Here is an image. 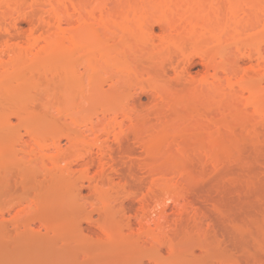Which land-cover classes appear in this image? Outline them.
Returning a JSON list of instances; mask_svg holds the SVG:
<instances>
[{"label": "rangeland", "instance_id": "1", "mask_svg": "<svg viewBox=\"0 0 264 264\" xmlns=\"http://www.w3.org/2000/svg\"><path fill=\"white\" fill-rule=\"evenodd\" d=\"M152 1L0 0V115L47 163L0 211L56 230L0 221V264H264V0Z\"/></svg>", "mask_w": 264, "mask_h": 264}, {"label": "bare ground", "instance_id": "2", "mask_svg": "<svg viewBox=\"0 0 264 264\" xmlns=\"http://www.w3.org/2000/svg\"><path fill=\"white\" fill-rule=\"evenodd\" d=\"M158 1V3H159V1L161 2V0H157ZM163 1V0H162ZM178 1V0H177ZM177 1H173V0H167V1H163L164 2V5L165 6H163L162 7V9H165V10H162V15H163V17H165V19H164V21H165V24L169 27V29H170V31H173V32H179V30H180V27H179V24H178V22H176L175 21V19L173 20V19H170V18H168V11H166V8L169 6L170 7V9H172V7H171V4H172V2H174V3H176ZM180 1V0H179ZM186 0H182L181 2H185ZM189 0H187L186 2H188ZM191 2L193 1V0H190ZM188 2V3H190V5H192L193 4V6H197V3L194 5V3H195V1H193V3H191V2ZM231 1V0H230ZM242 1V0H241ZM260 1V0H259ZM154 2V0L152 1V3ZM156 2V1H155ZM181 2H177L178 3V5H179V3H181ZM202 2V1H201ZM253 2V1H252ZM251 2V3H252ZM162 3V2H161ZM166 3V4H165ZM176 3V4H177ZM225 3H226V1H225ZM225 3H223V4H225ZM231 3H232V1H231ZM234 3L236 4V2H233L232 4H231V6L232 5H234ZM244 3V2H243ZM160 4V3H159ZM176 4H174V5H176ZM238 4V3H237ZM173 5V4H172ZM189 5V6H190ZM249 5H250V3H249ZM192 6V7H193ZM224 6V5H223ZM235 6V5H234ZM238 6H239V4H238ZM240 6H241V4H240ZM239 6V7H240ZM156 8V7H155ZM223 8V7H222ZM237 9L236 10H238V7H236ZM154 9V8H153ZM168 9V8H167ZM232 9H234V8H232ZM231 9V10H232ZM155 10V9H154ZM169 10V9H168ZM197 10V9H196ZM262 10V9H261ZM224 11V10H223ZM221 12V11H220ZM235 12V11H234ZM190 13L191 14H193L191 11H190ZM189 13V14H190ZM219 13V12H218ZM223 13V12H222ZM226 13V12H225ZM236 13V12H235ZM142 14V13H141ZM141 14L139 15V16H141ZM220 14V13H219ZM194 15H195V13H194ZM197 15V14H196ZM144 16V15H143ZM173 16V15H172ZM224 16V15H223ZM186 17V16H185ZM185 17H182V18H180V19H183V18H185ZM142 18V17H141ZM191 18V17H190ZM189 17H188V20L191 22L190 24H195V23H198L199 22V19L198 18H196V16L195 17H193L192 16V19H190ZM213 18V17H212ZM233 18V17H232ZM231 18V19H232ZM251 18V17H250ZM254 18H255V16H254ZM253 18V19H254ZM144 20H145V18H143ZM142 19V20H143ZM214 19V18H213ZM216 19V18H215ZM218 19H219V16H218ZM222 19V18H221ZM221 19H219V20H221ZM238 19V18H237ZM252 19V18H251ZM142 20H140V21H142ZM201 20V19H200ZM240 20H242V18H240ZM212 21V20H211ZM213 21H216V20H213ZM225 21V20H224ZM139 22V21H138ZM143 22V24H144V21H142ZM243 22V21H242ZM140 23V22H139ZM180 23H182V22H180ZM216 24H214V22H212V24L213 25H215L214 26V28H217L218 26H216L217 25V22H215ZM225 23V22H224ZM140 24H142V23H140ZM147 24V23H146ZM252 24V23H251ZM254 24V23H253ZM197 25V24H196ZM195 25V26H196ZM210 25L211 24H207V25H203V28L205 29V31L206 30H208V31H210V29H211V27H210ZM219 25H223V24H220L219 23ZM255 25V24H254ZM192 26V25H191ZM221 26H220V28H221ZM226 26V25H225ZM225 26H223V28H225ZM256 26V25H255ZM167 27V28H168ZM193 28H194V26H192ZM197 27V26H196ZM245 27V26H244ZM189 28H191V27H189ZM192 28V29H193ZM212 28H213V26H212ZM214 28H213V30H214ZM246 28V27H245ZM252 28V27H251ZM256 29V28H255ZM187 30V29H186ZM190 30V29H189ZM200 30V29H199ZM201 30H202V28H201ZM216 30H218V28L217 29H215V31H214V39H216V40H218L220 37H221V32L220 31H222V28L220 29V31L218 30V31H216ZM223 30H225V29H223ZM240 31H241V29H239ZM250 30V29H249ZM146 31V30H145ZM192 32H194V30H191ZM205 31H203V32H205ZM207 31V32H208ZM211 31H212V29H211ZM244 31V30H243ZM223 32H225V31H223ZM202 33V31H200L199 32V35ZM206 33V32H205ZM205 33L204 34H202L201 36H204L205 35ZM212 33H213V31H212ZM212 33H209L208 35H212ZM179 34V33H178ZM194 34V33H193ZM32 35H34V32L32 33ZM212 36V37H213ZM205 37V36H204ZM253 38V37H252ZM202 39V38H201ZM204 39V38H203ZM209 41V40H208ZM210 42V41H209ZM218 42V41H217ZM252 42H254V40L252 41ZM251 42V43H252ZM255 44V43H254ZM75 48L76 49H78L79 48V46H78V44L76 43L75 44ZM215 46V45H214ZM251 46H252V44H251ZM256 46V45H255ZM10 47V46H9ZM14 48V47H13ZM212 49V48H211ZM216 52V51H215ZM11 56V55H10ZM211 58V57H210ZM11 60H9V61H11V63H9V61L8 62H6V63H9V64H7V66L5 65V69H4V71H3V69L1 70V71H3L2 73L0 72V76H2L3 78H5V79H10L11 77H13L15 74L18 76H20V77H23L22 75H23V69H21L22 68V66L20 65L21 64V58L19 57V55H17L15 52L13 53V56H12V58H10ZM212 59H213V57H212ZM227 69V68H226ZM228 70H230V69H228ZM5 73V74H4ZM8 73V75H6ZM6 75V77L5 76H3V75ZM12 79V78H11ZM22 79V78H21ZM24 79V78H23ZM242 80H243V78H242ZM22 81V80H21ZM245 82H246V80H244ZM23 82V81H22ZM21 83V82H20ZM18 86H19V84H18ZM20 86H22V88H23V85L21 84ZM252 88V87H251ZM6 89V88H5ZM16 91V90H15ZM250 91H251V89H250ZM4 93V92H3ZM3 93L1 92L0 94H2V96H3ZM6 93H9V92H6ZM14 94H16V92L14 93ZM11 95V94H10ZM8 96V95H7ZM256 96H258V95H256ZM4 97V96H3ZM15 97H17V96H15ZM18 98H20V97H18ZM260 99V98H259ZM26 108V107H25ZM25 108L24 107H20L19 109H17L16 110V112H15V116L18 118V120H19V123L17 124V127H16V134L15 135H9V132H8V128L10 127V125H12L11 123H12V121H11V114H9V112H8V110L5 108V111L4 112H2L1 113V115H0V191L1 190H4V189H13V188H11V187H13V186H11V185H14V186H20V187H22L23 185H24V183L27 181V182H30L31 181V179L32 180H34L35 178H37V176H38V173L41 171V167H42V169H44L45 170V167L47 166V163H45L44 161H41L42 162V165L40 166L39 164H41V163H39L40 161H38V159H42V158H38L37 159V157H36V159H29L28 157H27V155H26V153H27V150H26V146L28 145L27 144V140L28 139H26L25 138V136L26 135H29L31 138H34L35 139V141H36V139H38L39 138V134L37 135L36 134V132H35V130H34V128L30 131V130H28V125H27V122H28V116H29V114H27V111L25 110ZM45 112V111H44ZM29 113V112H28ZM34 114V113H33ZM47 114V113H46ZM35 115V114H34ZM39 115H40V113L37 115V113H36V115L35 116H38L39 117ZM43 115V114H42ZM54 115V114H53ZM31 116H32V112H31ZM52 116V115H51ZM56 117H58V115L56 116ZM33 118V117H32ZM48 118H50V117H48ZM62 118V117H61ZM35 119V118H34ZM33 120V119H32ZM36 120V119H35ZM48 120V119H47ZM43 121V120H42ZM30 122V121H29ZM28 122V123H29ZM36 122V121H35ZM53 122V121H52ZM48 123H49V121H48ZM54 123V122H53ZM57 123H58V121H57ZM31 128H32V126H30ZM33 127H35V126H33ZM23 129H25L27 132H26V135H25V133H23L22 132V130ZM30 129V128H29ZM39 129V128H38ZM28 131L30 132V133H28ZM54 157V156H53ZM52 157V158H53ZM50 158V160L51 161H54L55 160V157H54V159L52 160L51 159V157H49ZM48 158V159H49ZM81 158V157H80ZM72 159V158H71ZM56 163V162H55ZM54 163V164H55ZM44 167V168H43ZM49 167H53V166H50L49 165ZM54 167H55V165H54ZM47 168V167H46ZM57 169V168H56ZM55 169V170H56ZM53 171V169H49V172H51V171ZM43 171V170H42ZM57 172H58V170H56ZM45 172H47V169L45 170ZM44 172V173H45ZM48 172V173H49ZM61 172V171H60ZM52 173V172H51ZM53 173L55 174V171H53ZM64 173V172H63ZM41 174V173H40ZM46 174V173H45ZM60 174V173H59ZM47 175V174H46ZM45 175V176H46ZM39 177V176H38ZM28 180H30V181H28ZM36 183V182H35ZM32 184H34V183H32ZM19 188V187H18ZM24 188V187H23ZM28 188V187H27ZM21 190V189H20ZM10 191V190H9ZM11 192V191H10ZM22 192V191H21ZM24 192V191H23ZM2 193V192H1ZM7 193H9V192H7ZM3 194V193H2ZM13 194V193H12ZM20 194H22V193H20ZM20 194H19V196H20ZM5 195H9V194H5ZM10 196V195H9ZM22 196V195H21ZM25 196H28V195H25ZM11 197V196H10ZM13 197V196H12ZM33 197V196H32ZM2 198V197H1ZM7 198V197H6ZM5 199V198H4ZM10 199V198H9ZM9 199H7V200H9ZM19 199V198H18ZM40 199V198H39ZM48 199V198H47ZM12 200H14L13 198H12ZM15 200H17V199H15ZM23 200V199H22ZM30 200H32V199H30ZM6 201V200H5ZM28 201V200H27ZM37 201H39V200H37ZM36 200H35V204H36V202H37ZM3 202V201H2ZM15 202V201H14ZM19 202V201H18ZM29 202H31V201H29ZM33 202V201H32ZM31 202V203H32ZM4 203V202H3ZM13 203V202H12ZM21 203V202H20ZM34 203V202H33ZM38 203H40V202H38ZM8 204V203H7ZM49 204V203H48ZM11 205V204H10ZM16 205H18V204H16ZM15 205V206H16ZM31 205V204H30ZM2 206H3V204H2ZM4 206H5V204H4ZM8 206H9V204L7 205V206H5V207H7V209H4V210H2V212H1V214H0V221H2L3 223H7L6 221H8V218H6L7 216H6V213H8V215H9V211L10 210H8ZM1 207V206H0ZM12 207V206H11ZM32 207H33V205H32ZM31 207V208H32ZM1 209V208H0ZM13 209V208H12ZM33 209H35V208H32V210ZM43 209V208H42ZM28 210V209H27ZM38 210V209H37ZM40 210V209H39ZM63 210V209H62ZM12 211V210H11ZM10 211V212H11ZM28 211H30V210H28ZM36 211V210H35ZM38 212V211H37ZM36 212V213H37ZM55 212V214H56V211H54ZM54 212H52L53 214H54ZM21 213V212H20ZM30 213V212H29ZM43 213V212H42ZM67 213H69V212H67ZM31 214V213H30ZM35 214V213H34ZM15 215V214H14ZM13 215V216H14ZM47 215V214H46ZM18 216V215H17ZM40 216V215H39ZM15 217V216H14ZM19 217V216H18ZM35 217V216H34ZM33 217V218H34ZM43 217V216H42ZM41 217V218H42ZM45 217V216H44ZM67 218V217H66ZM10 220H9V223L11 224V220L13 219L12 217H10L9 218ZM14 220H15V218H14ZM12 220V226H13V229L11 230V229H8V230H6L5 229V231H6V233L7 234H9V235H11V238H12V236H13V239L15 238H20V236H28L29 237V239H31L32 240V242L33 243H38L36 240H38L39 238L41 239V237L42 236H44V235H52V234H56V230L54 229V227H53V224H55V223H53L52 224V226H51V223H40L39 225H37L35 222H37L36 220L35 221H33V222H24V221H19V219H18V221L17 220ZM33 220V219H32ZM31 221V220H30ZM47 221V220H46ZM24 222V223H23ZM8 223V224H9ZM38 223V222H37ZM7 224V225H8ZM59 224V223H58ZM55 226V225H54ZM62 227V226H61ZM56 229H57V227H55ZM58 228H60V227H58ZM44 229H45V232H43L44 231ZM66 230H68V229H66ZM65 230V231H66ZM103 230V229H102ZM105 230V229H104ZM57 231H59V230H57ZM61 232V231H60ZM62 232H64V231H62ZM67 232V231H66ZM2 233V232H1ZM83 233V232H82ZM4 234V233H3ZM60 234V233H59ZM1 236H2V234H1ZM54 236V235H53ZM67 236V235H66ZM68 236H70V235H68ZM73 236V234H71V237ZM8 237V236H7ZM6 237V238H7ZM45 237V236H44ZM62 237V236H61ZM61 237H59V238H57V239H61ZM17 238V239H18ZM43 238V237H42ZM49 238V237H48ZM52 238V237H51ZM54 238H56V237H54ZM64 238V237H63ZM66 238V237H65ZM70 238V237H69ZM72 238H74V237H72ZM12 239V240H13ZM21 239H23L22 237H21ZM24 239H25V237H24ZM39 239V240H40ZM68 238H66V240H67ZM4 240H6V239H4ZM3 240V241H4ZM62 240V239H61ZM64 240V239H63ZM68 240H70L71 241V239H68ZM67 240V241H68ZM7 241V240H6ZM13 241H15V240H13ZM23 241V240H22ZM42 241V240H41ZM45 241V240H44ZM53 241V240H52ZM9 242H11V241H9ZM20 242V241H19ZM60 242V241H59ZM62 242H64L65 243V241H62ZM61 242V243H62ZM68 243V242H67ZM30 244H31V242H30ZM54 244V243H53ZM47 245H49V244H47ZM61 245V244H60ZM69 245V244H68ZM52 246V245H51ZM61 246H63V244L61 245ZM60 247V246H59ZM72 247V246H71ZM32 248V247H31ZM51 248V247H50ZM30 249V248H29ZM35 249V248H34ZM51 250H53V249H51ZM51 250H49V251H51ZM32 251V250H31ZM58 251V250H57ZM39 252V251H38ZM60 252V251H59ZM56 253V252H55ZM45 254V253H44ZM22 255V254H21ZM37 255V254H36ZM56 255V254H55ZM61 255V254H60ZM43 256V255H42ZM53 256V255H52ZM51 257V256H50ZM56 257V256H55ZM32 258V257H31ZM39 258V257H38ZM42 258V257H41ZM59 257H57V259H58ZM62 258V257H61ZM60 258V259H61ZM46 258H44V260H45ZM47 259L49 260V258L47 257ZM56 259V260H57ZM59 259V260H60ZM22 260V259H21ZM28 260V259H27ZM31 260V259H30ZM54 260H55V258H54ZM62 261V260H61ZM29 262V261H28ZM33 262V261H32ZM46 262H47V260H46ZM51 262H53V261H51ZM53 263H55V262H53ZM70 263H71V261H70ZM32 264V263H31ZM48 264H50V263H48ZM60 264V263H59ZM67 264V263H66Z\"/></svg>", "mask_w": 264, "mask_h": 264}]
</instances>
